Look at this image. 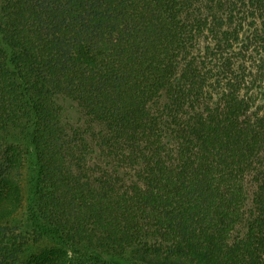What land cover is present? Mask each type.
<instances>
[{
  "label": "trees",
  "instance_id": "trees-1",
  "mask_svg": "<svg viewBox=\"0 0 264 264\" xmlns=\"http://www.w3.org/2000/svg\"><path fill=\"white\" fill-rule=\"evenodd\" d=\"M0 264H264V0H0Z\"/></svg>",
  "mask_w": 264,
  "mask_h": 264
},
{
  "label": "rangeland",
  "instance_id": "rangeland-1",
  "mask_svg": "<svg viewBox=\"0 0 264 264\" xmlns=\"http://www.w3.org/2000/svg\"><path fill=\"white\" fill-rule=\"evenodd\" d=\"M61 103L63 104V111H62V118L64 120L70 119L74 120L79 117V111L77 108H74L69 102L66 100H62ZM29 217V212L26 209H22V211H19L18 214L15 217V223L20 228L26 229L27 231L31 232L33 236H35V233L33 231V226L30 220L28 219ZM44 236H41V240L37 241L34 243V245L31 247V251H39L42 248L45 247H51V246H56V240L48 236L46 234H43ZM137 252V250H134V253ZM133 253V252H132Z\"/></svg>",
  "mask_w": 264,
  "mask_h": 264
}]
</instances>
